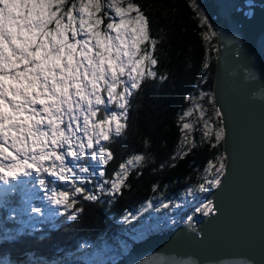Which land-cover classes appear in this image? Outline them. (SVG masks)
Segmentation results:
<instances>
[{
  "label": "snow or ice",
  "instance_id": "snow-or-ice-1",
  "mask_svg": "<svg viewBox=\"0 0 264 264\" xmlns=\"http://www.w3.org/2000/svg\"><path fill=\"white\" fill-rule=\"evenodd\" d=\"M192 7L211 29L196 0ZM216 35L203 34L205 40ZM159 43L151 35L147 7L134 0H0V182L13 185L22 177L38 176L49 202L62 207L69 219L83 211L76 207L77 197L98 201L103 195H121L130 187L132 172L151 157L134 153L108 177L107 166L115 159L112 145L129 129L132 100L145 81L167 79L156 70ZM197 112L195 121L185 122ZM221 116L216 108L215 118ZM180 121L182 136L170 160L197 146L192 136L196 124L202 123L201 143L206 140L215 148L224 139L222 120L214 125L197 102ZM225 159L221 155L208 163L205 171L213 178L205 177L199 191L221 185ZM56 181L71 189L58 191ZM186 191L191 195L194 189ZM151 208L149 200L144 211ZM198 211L207 216L216 208L208 201Z\"/></svg>",
  "mask_w": 264,
  "mask_h": 264
},
{
  "label": "trees",
  "instance_id": "trees-1",
  "mask_svg": "<svg viewBox=\"0 0 264 264\" xmlns=\"http://www.w3.org/2000/svg\"><path fill=\"white\" fill-rule=\"evenodd\" d=\"M134 2L147 7L151 35L160 41L156 51L160 62L156 70L167 79L145 81L134 95L129 129L112 145L115 159L107 166V176L110 177L119 163L134 153L147 152L151 159L146 166L132 172L127 181L130 187L121 195H103L98 201L77 197L76 207L83 211L75 219L62 213L55 224H42L41 229L20 228L18 218L23 216L27 193L23 178L10 187H14V191H8L10 188L0 190V264L5 261L9 264L69 263L70 256L79 252L81 243L100 244L102 241L109 243L111 252L117 254L116 260L125 252L115 247V236L159 221L162 217L158 216V202L172 201L189 188L198 189L208 175L205 171L208 163L224 156L223 141L215 148L206 140L200 142L202 123H199L192 133L197 146L183 158L170 160L182 136L180 117L192 101L203 105L214 125L221 122V118H215L216 107L212 102L216 36L209 40L203 36L205 32L213 31L212 28L201 23L192 0ZM196 3L206 16L200 1L196 0ZM202 93L206 95L202 96ZM197 115L198 112L190 117L191 122ZM146 139L150 141L147 146ZM165 162L166 166L161 169L160 165ZM45 178L50 181L49 177ZM34 180L38 181L39 177ZM154 185H158L155 190ZM35 189L38 192L39 188ZM70 189L66 186L62 190ZM149 200L153 202V208L144 211ZM189 210L191 212L193 208ZM18 211L20 215L16 216L14 213ZM204 216L198 215L199 218Z\"/></svg>",
  "mask_w": 264,
  "mask_h": 264
},
{
  "label": "water",
  "instance_id": "water-1",
  "mask_svg": "<svg viewBox=\"0 0 264 264\" xmlns=\"http://www.w3.org/2000/svg\"><path fill=\"white\" fill-rule=\"evenodd\" d=\"M199 1L217 34L212 95L225 128L226 170L204 199L216 211L102 264H264V0Z\"/></svg>",
  "mask_w": 264,
  "mask_h": 264
},
{
  "label": "rangeland",
  "instance_id": "rangeland-1",
  "mask_svg": "<svg viewBox=\"0 0 264 264\" xmlns=\"http://www.w3.org/2000/svg\"><path fill=\"white\" fill-rule=\"evenodd\" d=\"M101 16L104 15L103 12L100 13ZM106 24L108 23L107 18ZM105 24V25H106ZM103 28V25H102ZM197 101H192L189 108L193 107V103ZM198 103V102H197ZM188 108V109H189ZM187 109V110H188ZM194 115V114H193ZM185 122H191L190 117L186 119ZM71 159V158H69ZM208 179H212V176L207 175ZM23 184L25 183L24 191L27 192L25 196V209L23 212V216H20L18 218V222L21 229H41L42 224L50 223L55 224L57 222L59 216L64 213V210L60 206L53 205L49 202L47 199V195L50 193H46L44 189H41L39 187V183L37 180H34L38 178V176L34 175L31 178H24ZM50 181L53 180V178L49 177ZM92 179H99V177H92ZM34 180V182H32ZM15 181L13 182L14 185ZM59 183L61 185H59ZM13 185H6L3 182H0V190L10 188ZM57 187V190L60 191L63 188L70 187L69 184H64L63 182L56 181L55 185ZM87 187L95 188L94 184H88ZM35 188H39L38 192ZM213 187L206 186V189L204 191H199V189H194L193 194L189 195L187 192L181 194L177 198H175L172 201H168L165 203H169L168 208H163L162 204L159 203V212L158 216H161L162 218L159 219V221H155L150 226H144V227H138L136 229H133V231H128L124 233L123 235H117L115 236V240L117 241V247L118 251L120 252H126L129 247L133 244V242L138 241L146 237L150 233H154L158 230L164 229V228H170L175 226L179 223H185L192 211H194V215L198 217L199 214H203L202 212L198 211L199 208H201L204 204L208 203L206 202L205 196L210 191V189ZM179 203L180 207H175L174 205ZM34 207L41 208V213H35L32 211ZM190 208H193V210L190 212ZM71 213V209L69 210V214ZM16 216L20 215V212L14 213ZM181 221V222H180ZM112 249L108 242L102 241L100 244H92L90 242H83L80 245L79 252L76 255L70 256L72 259H69V263L66 261L56 262L54 264H102L105 261L108 260H115L117 257V254L115 252H111ZM2 264H9L8 262H4Z\"/></svg>",
  "mask_w": 264,
  "mask_h": 264
},
{
  "label": "bare ground",
  "instance_id": "bare-ground-1",
  "mask_svg": "<svg viewBox=\"0 0 264 264\" xmlns=\"http://www.w3.org/2000/svg\"><path fill=\"white\" fill-rule=\"evenodd\" d=\"M207 195V194H206ZM206 202H208V201H206ZM206 216V215H205ZM178 224H181V223H178ZM178 224H176V225H178ZM174 227V226H173ZM186 262V260H184V263Z\"/></svg>",
  "mask_w": 264,
  "mask_h": 264
},
{
  "label": "clouds",
  "instance_id": "clouds-1",
  "mask_svg": "<svg viewBox=\"0 0 264 264\" xmlns=\"http://www.w3.org/2000/svg\"><path fill=\"white\" fill-rule=\"evenodd\" d=\"M127 251V250H126Z\"/></svg>",
  "mask_w": 264,
  "mask_h": 264
}]
</instances>
